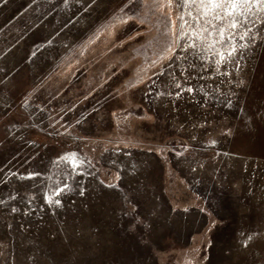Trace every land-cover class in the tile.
I'll use <instances>...</instances> for the list:
<instances>
[{"label":"rangeland","instance_id":"374dc122","mask_svg":"<svg viewBox=\"0 0 264 264\" xmlns=\"http://www.w3.org/2000/svg\"><path fill=\"white\" fill-rule=\"evenodd\" d=\"M203 11L0 0V264H264V4Z\"/></svg>","mask_w":264,"mask_h":264},{"label":"snow or ice","instance_id":"6c2138e0","mask_svg":"<svg viewBox=\"0 0 264 264\" xmlns=\"http://www.w3.org/2000/svg\"><path fill=\"white\" fill-rule=\"evenodd\" d=\"M248 4H264V0H184V5H198L199 8L203 9V15H207L209 12H216L215 18L217 20H221L225 17H232L233 13L237 11L242 6ZM219 10V11H217ZM220 12H223V16L220 15ZM191 15V13H189ZM229 27L235 29L237 24L234 19H232L229 23ZM225 29L221 28L219 30V35L223 38ZM235 52L234 47H230L227 55L230 57ZM224 54H220V60H224ZM62 193H57L60 195ZM47 200V197L45 198ZM59 203V200H57Z\"/></svg>","mask_w":264,"mask_h":264}]
</instances>
